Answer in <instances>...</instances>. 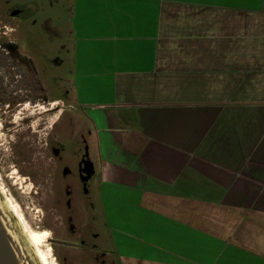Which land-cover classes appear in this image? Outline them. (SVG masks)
Here are the masks:
<instances>
[{
    "label": "crops",
    "instance_id": "0c3cea01",
    "mask_svg": "<svg viewBox=\"0 0 264 264\" xmlns=\"http://www.w3.org/2000/svg\"><path fill=\"white\" fill-rule=\"evenodd\" d=\"M73 2L112 78L98 157L121 264H264V105L207 96L264 69V0Z\"/></svg>",
    "mask_w": 264,
    "mask_h": 264
},
{
    "label": "rangeland",
    "instance_id": "374dc122",
    "mask_svg": "<svg viewBox=\"0 0 264 264\" xmlns=\"http://www.w3.org/2000/svg\"><path fill=\"white\" fill-rule=\"evenodd\" d=\"M13 6L19 7L21 18L12 20L3 14ZM73 6V0H0V35L7 32L20 47V54L12 56L0 50V188L29 231L41 236L40 251L47 264H84L82 250L89 248L80 242L87 245L97 231L119 264L102 202L109 185L98 157L101 109L112 95L103 87L112 78L93 70L97 45L73 38L72 25L80 19L74 20ZM87 52L84 62L80 57ZM260 63L247 71L242 92L207 96L213 102L239 100L263 106ZM53 103L57 105L50 111ZM83 158L96 166L88 194L78 176ZM6 195L1 194L5 203ZM87 259V264H94L91 255Z\"/></svg>",
    "mask_w": 264,
    "mask_h": 264
},
{
    "label": "flooded vegetation",
    "instance_id": "af4514ba",
    "mask_svg": "<svg viewBox=\"0 0 264 264\" xmlns=\"http://www.w3.org/2000/svg\"><path fill=\"white\" fill-rule=\"evenodd\" d=\"M18 9H19L18 6H13L8 9H5L3 11V14H5L6 16H9V18H11L12 20L14 18H21V15L17 13ZM4 28L6 27L4 26ZM11 30H12L11 32L15 34V29L11 28ZM0 50H3L9 56H12L18 53L20 54L19 45L16 43L15 40L8 38L7 32H3L0 35ZM52 109H49V110L51 111ZM84 158L80 160L77 168H78L79 179L82 181V189L84 190L86 194H88V187H87L89 184L88 182H90V180L95 177L96 170H95L94 163ZM69 174H70V170H66L65 175H69ZM88 174H91V177L89 180H86V177ZM69 206H71V202L69 203ZM90 211L93 212L92 206L90 208ZM68 221L70 224H72L73 220L72 218H69ZM90 222H91L90 226H92L93 222H95L94 216L92 217V220ZM90 226L88 227L90 228ZM71 228H72V225H71ZM91 238H92V241H89L87 245H85L86 241L84 240L80 242V244L84 245L82 247L89 248L88 249L89 251L82 250L81 263L87 264L86 263L88 262L87 258L90 257L91 255L90 262L92 261L94 264H116V260L114 258V252H111L110 249H108L106 246L103 245L101 234L97 231V233L95 232L93 235H91ZM119 264H121L120 261H119Z\"/></svg>",
    "mask_w": 264,
    "mask_h": 264
},
{
    "label": "water",
    "instance_id": "95a60500",
    "mask_svg": "<svg viewBox=\"0 0 264 264\" xmlns=\"http://www.w3.org/2000/svg\"><path fill=\"white\" fill-rule=\"evenodd\" d=\"M88 174L86 180H89ZM17 217L2 201L0 193V264H41L20 226ZM19 223V222H18Z\"/></svg>",
    "mask_w": 264,
    "mask_h": 264
},
{
    "label": "bare ground",
    "instance_id": "6f19581e",
    "mask_svg": "<svg viewBox=\"0 0 264 264\" xmlns=\"http://www.w3.org/2000/svg\"><path fill=\"white\" fill-rule=\"evenodd\" d=\"M56 105H57V103H53V105H52L53 109L55 108ZM0 193L2 195H6V194H4L5 192L3 190H1V188H0ZM5 198H6V203H5L6 206L17 217V220H18L19 224L21 225V227L23 229V232L25 233V235L27 237V240L29 241V243L31 244L33 250L35 251V254L38 257L40 263L41 264H47L46 263V259L44 258V256L42 255V253L40 251V246H41V243H42L41 236L39 234L31 233L29 231V229L24 225V221L22 220L21 215H19L17 207L13 204V202H11L8 199L7 195L5 196Z\"/></svg>",
    "mask_w": 264,
    "mask_h": 264
}]
</instances>
